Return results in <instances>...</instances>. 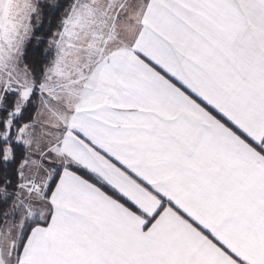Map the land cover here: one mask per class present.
<instances>
[{"label": "snow or ice", "instance_id": "6c2138e0", "mask_svg": "<svg viewBox=\"0 0 264 264\" xmlns=\"http://www.w3.org/2000/svg\"><path fill=\"white\" fill-rule=\"evenodd\" d=\"M0 264H264V0H0Z\"/></svg>", "mask_w": 264, "mask_h": 264}]
</instances>
